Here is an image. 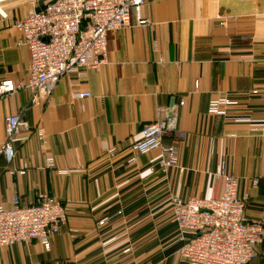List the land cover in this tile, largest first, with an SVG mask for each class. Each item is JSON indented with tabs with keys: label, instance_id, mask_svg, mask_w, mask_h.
I'll use <instances>...</instances> for the list:
<instances>
[{
	"label": "crops",
	"instance_id": "1",
	"mask_svg": "<svg viewBox=\"0 0 264 264\" xmlns=\"http://www.w3.org/2000/svg\"><path fill=\"white\" fill-rule=\"evenodd\" d=\"M48 1L6 3L0 80L26 79L29 52L16 45L13 23ZM141 16L146 23L108 33L107 64L61 75L39 105L27 90L0 98V145L6 115L21 113L31 129L10 163L0 157V204L47 194L66 210L48 250L37 240L2 246L0 264H185L170 197L219 196L213 171L221 160L238 196L248 193L245 217L264 223V0L145 1ZM72 91L91 95L73 98ZM221 95L237 104L223 115L207 113L208 101ZM158 106L176 115L175 132L162 141L179 146L178 167L165 173L159 148L128 163ZM251 264H264V242Z\"/></svg>",
	"mask_w": 264,
	"mask_h": 264
},
{
	"label": "built area",
	"instance_id": "2",
	"mask_svg": "<svg viewBox=\"0 0 264 264\" xmlns=\"http://www.w3.org/2000/svg\"><path fill=\"white\" fill-rule=\"evenodd\" d=\"M9 1L0 0L3 19L8 18L6 3ZM145 1L154 0H55L44 9L31 11L16 20L13 25L20 34L16 45L26 47L29 52L28 74L23 81L0 80V98L27 90L30 103L39 105L50 95L61 75L75 72L84 76L86 69H98L107 64L108 33L146 23L141 16ZM194 86L198 87L197 81ZM90 95L89 91L71 92L73 98ZM236 104L235 100L221 95L208 101L206 111L223 115L228 106ZM156 115V119L142 127L140 138L132 143L135 154L128 163L133 164L136 155L159 148L162 155L157 163L165 173L170 167H178L179 146L162 141L164 135L175 132L176 115L166 106H158ZM30 130L21 113L6 115L0 157L10 163L15 143L27 140ZM35 134L42 143L46 142L43 129L37 128ZM107 152L112 155L115 148ZM45 164L53 167V158L47 157ZM19 172L23 173L24 169ZM58 172L67 170L58 169ZM213 177L222 183L217 197H170L172 213L181 231L178 259L185 264H249L258 257V245L264 242V223L245 217L248 193L238 196L237 179L227 171L225 160L217 163ZM257 182L254 178L253 183ZM107 219L108 216H104L99 223ZM65 222L64 203L57 198L42 194L32 203L21 204L16 196L11 206L0 204V247L37 240L48 250L51 238Z\"/></svg>",
	"mask_w": 264,
	"mask_h": 264
},
{
	"label": "water",
	"instance_id": "3",
	"mask_svg": "<svg viewBox=\"0 0 264 264\" xmlns=\"http://www.w3.org/2000/svg\"><path fill=\"white\" fill-rule=\"evenodd\" d=\"M54 1L55 0H49L47 3H44V4L39 5V6H37L34 9V11H40V10L44 9L47 4L53 3Z\"/></svg>",
	"mask_w": 264,
	"mask_h": 264
},
{
	"label": "rangeland",
	"instance_id": "4",
	"mask_svg": "<svg viewBox=\"0 0 264 264\" xmlns=\"http://www.w3.org/2000/svg\"><path fill=\"white\" fill-rule=\"evenodd\" d=\"M13 1H14V0H10L9 2H7V4H8V3H11V2H13ZM6 8H7V7H6ZM251 263H252V261H251L249 264H251Z\"/></svg>",
	"mask_w": 264,
	"mask_h": 264
}]
</instances>
